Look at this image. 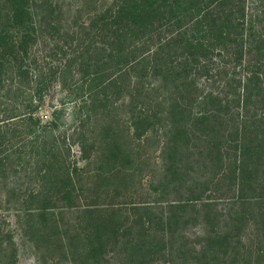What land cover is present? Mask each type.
Masks as SVG:
<instances>
[{
	"label": "trees",
	"instance_id": "16d2710c",
	"mask_svg": "<svg viewBox=\"0 0 264 264\" xmlns=\"http://www.w3.org/2000/svg\"><path fill=\"white\" fill-rule=\"evenodd\" d=\"M24 246L264 264V0H0V264Z\"/></svg>",
	"mask_w": 264,
	"mask_h": 264
},
{
	"label": "rangeland",
	"instance_id": "374dc122",
	"mask_svg": "<svg viewBox=\"0 0 264 264\" xmlns=\"http://www.w3.org/2000/svg\"><path fill=\"white\" fill-rule=\"evenodd\" d=\"M64 1L65 3H68V0ZM74 1L77 2L79 0H70V3H74ZM87 2L89 6L93 4V0H87ZM63 100L68 99H66L63 90L56 86L55 90L49 93V97H45L44 101L42 102L41 108L37 112V115L39 117L44 115H47V118L50 117V113L55 108V106ZM18 264H41V261L36 259L30 247L24 246L20 250Z\"/></svg>",
	"mask_w": 264,
	"mask_h": 264
}]
</instances>
